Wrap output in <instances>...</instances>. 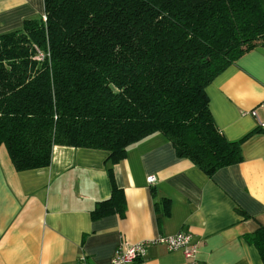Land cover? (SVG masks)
<instances>
[{"label": "trees", "instance_id": "16d2710c", "mask_svg": "<svg viewBox=\"0 0 264 264\" xmlns=\"http://www.w3.org/2000/svg\"><path fill=\"white\" fill-rule=\"evenodd\" d=\"M255 48L264 0H43V17L0 35V145L17 172L48 167L54 146L109 153L91 218H123L111 166L151 135L209 178L242 160L205 88ZM243 240L264 264V227Z\"/></svg>", "mask_w": 264, "mask_h": 264}, {"label": "crops", "instance_id": "0c3cea01", "mask_svg": "<svg viewBox=\"0 0 264 264\" xmlns=\"http://www.w3.org/2000/svg\"><path fill=\"white\" fill-rule=\"evenodd\" d=\"M38 17L43 0H0V35ZM205 94L216 129L240 142L242 160L209 178L178 158L162 135H151L111 166L124 195L123 218H91L95 204L110 197L109 153L54 146L48 167L17 172L0 145V264H109L120 243L181 232L197 244L200 264H262L243 236L264 227V130L257 124L264 123V48L241 55ZM141 263L187 259L153 245Z\"/></svg>", "mask_w": 264, "mask_h": 264}, {"label": "built area", "instance_id": "2783aa9c", "mask_svg": "<svg viewBox=\"0 0 264 264\" xmlns=\"http://www.w3.org/2000/svg\"><path fill=\"white\" fill-rule=\"evenodd\" d=\"M42 55L37 56V60H42ZM264 110V102L260 105ZM251 115L256 117L255 112ZM257 124L261 130H264V123L257 119ZM155 181L154 177H148L147 182L152 184ZM161 245L164 246L169 252L181 251L187 259V264H200L197 259L198 248L197 244L192 242V236L189 233L181 232L169 237H158L152 240L138 242L132 245L120 243L113 254L109 264H142V260L146 255V249L149 246ZM82 263L85 262L81 259Z\"/></svg>", "mask_w": 264, "mask_h": 264}]
</instances>
